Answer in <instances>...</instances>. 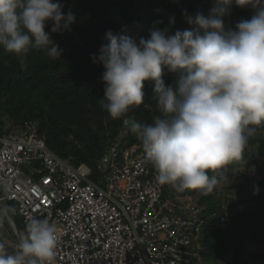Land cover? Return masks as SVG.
<instances>
[{"label":"clouds","instance_id":"9594fccd","mask_svg":"<svg viewBox=\"0 0 264 264\" xmlns=\"http://www.w3.org/2000/svg\"><path fill=\"white\" fill-rule=\"evenodd\" d=\"M233 3L255 10L235 30L224 23ZM62 9L59 0H0V46L21 61L33 51L62 57L46 31L49 23L51 33L71 31L77 17ZM187 22L193 30L168 35L153 29L138 43L107 31L109 43L98 57L105 68L100 103L138 138L160 186L208 195L219 182L216 174L242 159L264 127V0H215L207 16L197 12ZM165 68L179 75L174 86L165 85ZM145 81L154 83L159 113L151 123L128 115L144 104ZM25 231L11 253L0 241V264H56L57 225L33 217Z\"/></svg>","mask_w":264,"mask_h":264},{"label":"trees","instance_id":"16d2710c","mask_svg":"<svg viewBox=\"0 0 264 264\" xmlns=\"http://www.w3.org/2000/svg\"><path fill=\"white\" fill-rule=\"evenodd\" d=\"M59 2L65 14L71 10L77 17L71 31L51 33V23L46 27L54 42L63 49L62 57L52 59L43 51H33L21 61L0 46V136L36 123L40 136L54 153L75 167L88 165L90 177L101 181L100 161L114 145L121 151L133 144L141 145L138 138L123 127L122 118L112 119L100 103L104 96L102 74L105 68L98 57L101 47L109 43L105 39L106 32L130 36L138 43L141 37L149 39L153 29L167 30L168 35L193 30L195 26L187 22V17H194L197 12L207 16L215 0ZM254 14L252 8H241L233 3L230 14L224 17L225 27L235 30L237 23L250 20ZM163 78L166 86H174L179 75L165 68ZM143 91L144 104L132 108L128 115L151 123L153 116L159 114L154 101V83L145 81ZM256 146L259 155L264 157V127L257 129L246 149ZM27 171L30 173L29 169ZM221 171L216 174L218 181ZM256 185L264 186V176L232 187L242 192ZM12 202L8 201V205L15 213L17 205ZM199 202L203 206L199 214L203 224L200 249L193 264L220 261L222 264H259L264 259V252L248 253L247 249L248 243L264 244V191L227 207L223 203L212 207L209 197L202 194ZM15 218L25 232L23 217L15 214ZM6 222L18 240L13 227ZM229 253L232 257L226 259Z\"/></svg>","mask_w":264,"mask_h":264},{"label":"built area","instance_id":"2783aa9c","mask_svg":"<svg viewBox=\"0 0 264 264\" xmlns=\"http://www.w3.org/2000/svg\"><path fill=\"white\" fill-rule=\"evenodd\" d=\"M99 168L95 181L88 165L58 156L36 123L0 136V199L15 202L26 224L35 217L57 225L56 264H193L200 202L160 186L140 144L114 145Z\"/></svg>","mask_w":264,"mask_h":264},{"label":"rangeland","instance_id":"374dc122","mask_svg":"<svg viewBox=\"0 0 264 264\" xmlns=\"http://www.w3.org/2000/svg\"><path fill=\"white\" fill-rule=\"evenodd\" d=\"M220 174V180L216 188L211 194L207 195L209 197V204L212 207L216 206L218 203H223L227 207L234 201L250 199L257 195L254 194L257 188L259 189L258 194L264 191V186L261 185L245 188L242 192L232 187L248 183L251 179H261L264 176V157L259 155L257 146L253 149H245L242 159L234 161L226 166ZM0 191H2L1 186ZM186 192L199 201L201 195L199 191L194 192V190H186ZM12 204L15 205L16 203L12 202ZM6 220L11 224L9 218L0 210V240L5 242L7 250L11 253L20 239L17 236L18 240H16ZM24 234H26V231ZM247 249L248 253L264 252V244L248 243ZM231 257L232 254L230 253L226 255V259H231ZM216 264H222V261ZM259 264H264V259H261Z\"/></svg>","mask_w":264,"mask_h":264},{"label":"water","instance_id":"95a60500","mask_svg":"<svg viewBox=\"0 0 264 264\" xmlns=\"http://www.w3.org/2000/svg\"><path fill=\"white\" fill-rule=\"evenodd\" d=\"M0 194H1V192H0ZM0 204L3 206V210H4L5 215L9 218L17 236L20 239L21 237H23L22 232H21V228H20L19 223H18L17 219L15 218L13 212L10 210L8 202L6 200L0 199Z\"/></svg>","mask_w":264,"mask_h":264},{"label":"crops","instance_id":"0c3cea01","mask_svg":"<svg viewBox=\"0 0 264 264\" xmlns=\"http://www.w3.org/2000/svg\"><path fill=\"white\" fill-rule=\"evenodd\" d=\"M0 210L2 211V212H4V210H3V206L0 204ZM14 229V228H13ZM15 231V230H14ZM21 232H22V236H24L25 234H24V232L21 230ZM16 233V232H15ZM1 237V236H0ZM0 241H2V240H0Z\"/></svg>","mask_w":264,"mask_h":264}]
</instances>
